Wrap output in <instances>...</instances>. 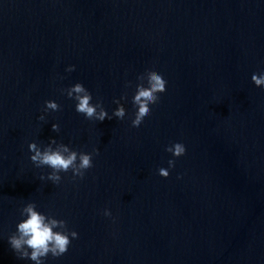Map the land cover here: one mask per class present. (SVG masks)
<instances>
[{"label":"clouds","instance_id":"obj_1","mask_svg":"<svg viewBox=\"0 0 264 264\" xmlns=\"http://www.w3.org/2000/svg\"><path fill=\"white\" fill-rule=\"evenodd\" d=\"M65 71L69 73L75 71V65L68 66ZM137 80L139 83L136 84V91L131 101L136 108L134 118L131 119V126L134 128L140 127L145 118L151 114L150 106L157 104L160 101V94L167 91L166 79L154 69H147L137 77ZM251 80L255 86L264 88V72L253 73ZM130 85L131 82L127 86ZM61 91L76 102L75 111L83 115L85 119L103 122L105 119L111 120L113 117L123 120L126 116V109L121 103L122 100L127 99L126 94L113 100L117 107L109 115L102 100L97 99L96 103L92 102V93L83 83L77 82ZM60 110L61 106L57 102L46 100L44 108L41 110L42 114L38 119L45 121V113ZM52 131L58 133L60 131L59 124L53 123ZM28 149L32 153L30 160L37 168L48 167L51 169L46 177L41 175L40 180L47 179L54 185L59 184L62 180L60 173L69 171L72 172L73 179H83L86 171L93 167V156L99 154V149L96 147L91 152H77L64 143H57L55 139H50V142L43 147L33 141L28 144ZM165 151L171 153L173 159L167 161L168 168L159 167L157 172L159 176L166 179L170 175V169L175 167L176 159L185 155L186 147L183 143L174 142L166 146ZM20 214L25 218L18 222L16 231L8 237L11 248L20 259H28L34 264H45V259L49 255L53 258L63 256L68 251L72 240L78 238V233L75 230H69L67 221L41 213L33 202L27 203L21 209ZM103 215L112 217V212L105 208Z\"/></svg>","mask_w":264,"mask_h":264}]
</instances>
